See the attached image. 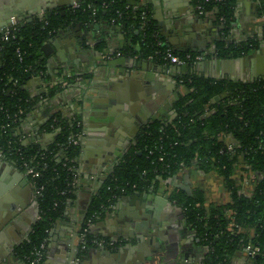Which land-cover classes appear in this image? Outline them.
I'll return each instance as SVG.
<instances>
[{
  "label": "trees",
  "instance_id": "16d2710c",
  "mask_svg": "<svg viewBox=\"0 0 264 264\" xmlns=\"http://www.w3.org/2000/svg\"><path fill=\"white\" fill-rule=\"evenodd\" d=\"M257 1V14L264 19V0ZM192 3L201 7L203 16L215 22L221 20L223 36L230 35L237 0H192ZM91 22L103 24L105 32L111 26L120 27L123 39L122 45L114 47L115 52L106 41L96 43L94 47L102 56L100 62L120 56L138 61L152 58L153 64L171 72L187 93L178 95L173 105V120H153L140 127L134 143L102 181L99 191L92 195L81 233L89 228V223L102 220L119 198L135 192H156L162 182L184 168L195 166L205 173L215 172L231 199L224 205L206 207L205 195L199 189L191 192L185 187V191L172 193L171 199L184 208L187 224L208 249L203 264H230V258L248 245L260 250L249 264H264V76L252 81L211 78L196 70L195 63L191 62L186 73L176 71L181 66L165 59L167 50L171 49L173 56L182 60L188 54L175 52L164 42L151 8L143 0H83L79 8L49 11L43 18L21 23L12 29L10 41L0 40L3 47L0 52V150L22 172L25 173L24 163L28 162L40 173L38 178L29 177L34 191L40 192L35 195L40 219L28 240L17 247L16 255L29 262L33 250L46 245L54 223L66 216L82 178L79 162L84 148L82 143L70 141L84 131L83 115L68 118L57 112L29 142L25 139L30 134L23 132L22 125L44 98L59 94L68 82L78 77L91 79V75L62 76L64 82L49 86L46 93L36 96H32L29 84L46 74L44 44L60 30L80 25L90 27ZM261 45H264V33L258 40L229 44L222 41L217 45V58H241L258 51ZM109 49L110 55L105 56ZM189 54L192 59L198 56ZM7 124L10 127L4 129ZM41 132L52 135L51 141L38 139ZM229 138L236 141L233 154L227 149ZM238 171L255 174L250 195L241 193V186L234 178ZM232 223L236 228L230 229ZM94 240L105 239L89 230L84 238L86 252L96 247Z\"/></svg>",
  "mask_w": 264,
  "mask_h": 264
},
{
  "label": "crops",
  "instance_id": "0c3cea01",
  "mask_svg": "<svg viewBox=\"0 0 264 264\" xmlns=\"http://www.w3.org/2000/svg\"><path fill=\"white\" fill-rule=\"evenodd\" d=\"M19 1L24 6L25 12L34 13L33 21L39 19L38 14L36 15L38 8H46V12L41 14L44 17L49 11L73 8L77 3L76 0ZM158 1L162 2V8L166 11L164 12L165 16H158L160 23L163 25L159 28L166 43L170 46L181 50H183V47H190L199 51H207L217 42L219 29L215 25L196 29L197 24H202L211 18L200 16L195 11L196 8L192 0H143L144 5L151 8L153 17L155 16V2ZM66 3H70L71 6H64ZM257 5V0H237L236 19L226 43L243 42L250 39L258 40L263 37L264 19L257 14ZM172 15L171 20H174V24L180 27L178 30H175L172 25L170 28V22H167L168 16L171 17ZM193 16L196 17L195 20ZM187 17L190 22L193 21V24L187 20ZM181 20L184 22L181 23ZM197 20H200V23H197ZM23 23H26V20ZM166 23L168 24L166 25ZM105 30L103 26H100L99 29L94 28V26L89 29L93 46L85 44L84 49L79 48L75 43L66 45L63 39L54 41L62 51L53 47L54 52L49 62L51 68L47 67L48 58L44 57L46 64L45 76L36 77L29 84L32 96L46 93L49 86L55 85V81L61 80L68 64L73 68L80 69L85 74L91 75V79H81L82 82L77 80L68 82V87L59 94L52 98H44L29 114L27 119L30 121L22 125L23 132L30 134L28 135L29 139H25L26 142H29L33 139V135L57 112L63 113L68 118L80 114L83 115L84 121V148L79 162L82 178L75 192V198L68 204L66 216L57 220L49 232L45 258L40 264H72L71 261L74 258L80 259L81 264H203L206 250L196 242L195 236L192 234L193 230L187 225L183 228L176 227L179 223H174L176 226L172 225V221L169 220L173 213L171 205H161L160 202L152 198L147 201L145 207L139 204L138 208L132 211L134 214L138 213L136 222L127 217V221L121 229L113 226V222H116V220L107 215L96 224L89 226V230L93 235L116 243L119 241L118 237L124 234L125 228L129 230V233L133 231L132 226L138 221L141 225L149 222L151 224L149 229H144L141 235L138 234L139 236L133 240L132 244L128 242L118 243L115 246L116 248L110 246L106 248L93 247L81 255L80 233L91 197L97 192L102 179L113 172L129 146L134 143L136 134L142 126L141 123H138L137 113L128 111L130 103L133 104V106L131 105L133 109H141L139 95L144 90L150 92L152 86L153 89L155 88L153 93L158 104H152V106L148 104L147 109L145 108L148 112L144 111L143 108L141 112L146 118V123L153 120H163L172 115L173 111L169 100H172L174 94L177 93L175 91L177 85L174 81V75L171 72L164 71L161 67H159V70L162 69V71L152 73V75H155L150 80L151 83L146 84V78H144L142 70L132 64H130L131 66L116 64V60L120 58L100 62L98 59L101 54L97 52L94 46L98 43L97 36L99 34L105 36ZM170 41L174 44H171ZM122 42L120 32L116 31L114 37L112 36L110 46L111 48L119 47ZM56 55L58 57H55ZM60 55H62L61 58H59ZM213 59L207 58L203 63L196 65V69L209 77H228L232 80L248 81L264 76V47L261 50L258 49V56L249 60H233L217 67L213 64ZM105 63L114 64L109 66ZM87 80H91L93 84L90 85L86 102L83 105L84 113H82L80 110L82 109L80 97L82 87L87 84ZM108 94L124 102L123 104L126 105L127 110L116 112L119 117V126L115 127L113 125L106 133V131L100 132L102 131L100 121L106 115L107 108L112 105L108 102ZM149 98L144 94V100ZM149 106L151 107L149 108ZM38 137L43 142L52 139V135L43 132ZM103 149L104 152H102ZM100 154L105 157L102 160L105 168H102L100 164ZM253 177H255L254 173L246 171H238L234 176L235 180L239 182L242 192L247 195L252 193ZM27 178L29 177L18 169L12 160L0 157V231L5 227L9 216L12 215L14 221V226H10L2 237L4 246H8V249H4L7 252V264H29L27 260H23L16 255L17 247L26 241L25 237L27 235L32 234L35 227L34 223L38 219L35 191H33L31 182L28 183ZM183 181H185V187L191 192L202 188L206 207L224 205L231 200L230 193L225 188L222 179L213 171L205 174L193 166L185 172ZM167 184L161 185L159 188L156 194L159 199H164L171 191L172 186H167ZM135 202L138 203V201ZM131 209H135V206H131ZM153 216L158 218L160 222L156 224L155 220H150L149 217L152 218ZM114 218L116 217L114 216ZM100 249L104 250V253L100 254ZM85 257L88 259L85 260ZM119 257L121 261H118ZM139 258L142 260L141 262H139Z\"/></svg>",
  "mask_w": 264,
  "mask_h": 264
},
{
  "label": "water",
  "instance_id": "95a60500",
  "mask_svg": "<svg viewBox=\"0 0 264 264\" xmlns=\"http://www.w3.org/2000/svg\"><path fill=\"white\" fill-rule=\"evenodd\" d=\"M83 0H76V2L78 4H80ZM164 1V0H163ZM162 2L158 1L155 2V16L153 17L154 21L157 22V27H162L163 25L160 23V19L158 16H165L164 12H166L163 8H162ZM64 6L69 7L71 6L70 3H66L64 4ZM53 9V8H52ZM44 12H46V8L45 7H41L38 8L36 15L38 16V18H43L41 16V14H43ZM0 13H2V15H0V31L3 27H5L6 25H8L10 23L11 18H15L17 21L20 22H25L26 23H31L33 21V16L34 13L32 12H25L24 6L22 5V3L19 0H3L0 1ZM63 15H65V12L63 13ZM44 16V15H43ZM168 21L170 22V28L171 25L172 27H175V30H178L180 27H177V24H174V20H171L173 15L170 17L168 16ZM176 17V16H174ZM195 16H193V19L195 20ZM170 20V21H169ZM187 20L189 21L188 17ZM184 21L181 20V23H183ZM190 22V21H189ZM186 23V22H185ZM191 24H193V21L190 22ZM197 23H200V20H197ZM168 23H166L167 25ZM205 24H207L206 26H204ZM199 25V27H198ZM208 25H213V19H209L208 21H204V23L202 24H197L196 25V29H200V28H208ZM93 27L90 26L89 28H85L84 30H81L80 27L73 28V27H69L67 29L64 30H60L59 33L56 36H53L51 39H49L44 46L42 47V51L44 53V56L46 58H48L47 60V67L50 69V59H51V55L54 52V48L55 47L57 50H61L60 47H57V45L54 43V41H60L63 39V42L66 43V45H68L69 43H75L77 44V46L79 48L84 49L85 44H88L90 46H93L92 41H91V37H90V32L89 29H92ZM97 29L100 28V25L96 26ZM185 28V27H183ZM120 27H116V26H111V29L109 31L106 32L105 36L103 37L101 34H99L97 36L98 39V43H100L101 41H106L108 45H110L111 40H112V36L114 37V34L116 31H120L119 30ZM72 32V33H71ZM208 32H210V30H208ZM211 33V32H210ZM171 44H174L172 41H170ZM264 47V45L260 46V50ZM185 52H189V49H186ZM194 52H197V50H194ZM203 53L207 54V51H202ZM62 55H60L59 58H61ZM99 56V55H98ZM258 56V51L249 54L247 56H243L241 58H237V59H218V58H214L213 59V64L217 67H219L220 65H224L227 64L228 62H231L233 60L236 61H240V60H249L253 57ZM55 57H58L57 55ZM101 59V55L99 57L98 60ZM132 62V63H131ZM225 62V63H224ZM109 66H112L114 63H105ZM116 64H119L120 66H124V65H130L132 64L134 67L140 68L142 70V73H144V78H146L145 83H151L150 80L153 79V74L152 73H157V72H161L162 69L159 70V67L157 69L156 65H154L153 63H148L147 61H136L134 58H120L116 60ZM131 66V65H130ZM72 66H69L65 68L64 72H63V77L66 76H71L72 74L78 75V76H82L85 73H83L80 69L78 70V68H69ZM196 68V67H195ZM60 69V68H59ZM188 69L187 65L182 66L180 69H177L176 71L178 72H182V73H186ZM61 70V69H60ZM198 70V69H196ZM199 71V70H198ZM59 73V71H57ZM258 78V77H256ZM81 77H78L76 80L79 82L81 81ZM57 82V81H55ZM60 82H64L63 79H61L60 81H58L57 83ZM82 82V81H81ZM93 84L91 83V80H87V84H85V86L82 87V92H81V97H80V102H81V112L84 113V107L83 105L86 102V98H87V93L89 91V88L91 87L90 85ZM68 87V85H66V88ZM99 87V86H98ZM65 88V89H66ZM155 89V88H154ZM153 87L151 86L150 92L148 90H144L142 91L141 95H139V104L141 105V109H133L132 106L133 104L130 103V107L128 108V111L133 112V113H137V118H138V123L141 125L146 123V118L145 116L142 114V108L144 111H147L146 107L148 104H150L152 106V104H158V101L155 100L154 97V90ZM91 90V89H90ZM108 93V92H107ZM144 94L147 95L148 97H150L147 100H144ZM108 102H110L112 105L110 108H107V112L105 113L106 115L103 116V119H101L100 121V129H102V131L100 132H105L108 133V129L112 128L113 125L119 126V117L116 115L117 111H124L127 110V107L125 104H123L124 102L120 101V99H115L113 97V95L108 94ZM132 105V106H131ZM149 106V108L151 107ZM146 108V109H145ZM149 110V109H148ZM148 112V111H147ZM30 121L29 119H26L24 122ZM104 128V130H103ZM105 133V135H106ZM34 134V133H33ZM102 152H104V149L102 150ZM103 155L100 154V164L102 165V168H105L104 162L102 160H104L105 157H102ZM81 160V158H80ZM106 180V177L102 179V181ZM28 183L30 182L29 178H27ZM102 183L100 184V187L97 189V191H99V189L101 188ZM34 191V189H33ZM155 199L156 201L160 202L161 205L167 204V200L166 199H159L158 197L156 198L155 196H153V194L151 193H141V192H135L131 195H126L123 196L121 198H119L117 200V202L115 204H113L107 211L106 215L108 217H113V219L116 220V222H113V226H115L118 229H121L124 226L125 221H127V217L129 219H133L136 222V218L138 213L134 214L132 213L133 210H136L139 206V204L143 207H145L147 201L149 199ZM135 201H138V203H136ZM35 205L37 206V210H39V205L37 200H35ZM131 206H135V209H131ZM38 216V215H37ZM114 216L116 218H114ZM150 220H155L156 224L160 221H158V218H156L155 216H153L152 218L149 217ZM35 225L37 224V221L34 223ZM151 224H140V222L138 221L135 225L132 226V230L128 233V229H124V234L120 237H118L119 241L116 242V244L118 243H124V242H128L130 244L133 243V240L137 239L136 237L139 236L138 234L141 235V233L144 232V229H149ZM10 226H14V221H13V216H9L7 219V222L5 224V227L2 228L3 230L0 231V264H7V252L5 251L6 249H8V246L5 245L4 246V240L2 239L3 237V233L8 230V228ZM154 229V228H153ZM27 235L25 237V240L28 239ZM121 238V240H120ZM24 240V241H25ZM23 241V242H24ZM199 241V240H197ZM7 244V243H6ZM5 249V250H4ZM101 251V252H100ZM100 254L104 253V250L100 249ZM123 251V250H122ZM122 251H119L120 253ZM111 253V252H109ZM127 253V251H126ZM99 254V253H98ZM89 257V256H88ZM116 257V256H115ZM76 258L73 259V261ZM88 258L85 257V260H87ZM140 259V258H139ZM118 261H121V258L119 257ZM142 260L140 259L139 262H141ZM145 263V262H142ZM141 264V263H139Z\"/></svg>",
  "mask_w": 264,
  "mask_h": 264
},
{
  "label": "flooded vegetation",
  "instance_id": "af4514ba",
  "mask_svg": "<svg viewBox=\"0 0 264 264\" xmlns=\"http://www.w3.org/2000/svg\"><path fill=\"white\" fill-rule=\"evenodd\" d=\"M196 9H195V11L200 15V16H203V15H201L200 13H199V11L197 10V7H195ZM71 9H73V8H71ZM23 23V22H22ZM98 24H97V22H91V25L90 26H94V28H96V26H97ZM213 25H215L218 29H219V34H218V40H217V42L211 47V49H208L207 50V54L206 53H203L202 51H199L198 49H195V48H190V47H183V50H181V49H175L174 47H172V46H170L168 43H166V40L164 41L167 45H169L170 47H172V49L175 51V52H177V51H181V52H184V53H186V54H188V55H190L189 53L190 52H192V53H197L198 54V56H196L195 58H193V60H192V58H191V60H189L188 58H186L185 60H183L185 63H196L195 65H198L199 63H203L204 61H206V59L208 58V59H211V58H217V53H218V48H217V45H218V43L219 42H222V41H224L225 43L227 42V39L229 38V36L228 37H225V36H223V34H222V31L220 30L221 29V27L223 26L222 25V21L220 20V22H215V21H213ZM101 27L103 26V24H101L100 25ZM74 28H78V26H76V27H74ZM85 28H89L88 26L86 27V26H82V25H80V29L81 30H84ZM159 33H160V35H162V37L164 38V36H163V33L161 32V29L159 28ZM231 43V42H230ZM226 44H229V43H226ZM111 48V47H110ZM112 49V52H115V48H111ZM186 49H189V52H185V50ZM194 50H197V52H194ZM117 51V50H116ZM108 52L110 53V49L108 50ZM181 52H179V53H181ZM191 56V55H190ZM175 57V56H174ZM199 57V59L198 60H196L197 58ZM115 58H123V57H113V58H111V59H115ZM181 59V58H180ZM195 59V60H194ZM182 60V59H181ZM148 63H153L152 62V59L151 58H149V59H147L146 60ZM171 62V61H170ZM174 77V81H175V83H176V88H175V91H177V93L176 94H174V97H173V99L172 100H169V102L171 103V108H172V111L174 110L173 109V105H174V103L177 101V99H178V95L179 94H184V93H187V89L185 88V87H183L182 85H179L178 83H177V81H176V79H175V76H173ZM261 77V76H260ZM211 78H215V77H211ZM222 78H228V77H222ZM222 78H217V79H222ZM259 78V77H258ZM228 79H230V78H228ZM255 79V78H254ZM230 80H232V79H230ZM253 79H251V80H248V81H252ZM235 81H238V80H235ZM245 81V80H244ZM175 117V113L173 112L172 113V115L169 117V118H166L168 121H171V120H173V118ZM162 120V119H161ZM227 142V146H228V151L231 153V154H233L232 152L235 150V145H236V141H235V139H232V138H229L228 140H226ZM196 168V167H195ZM189 168H184L178 175H175V176H173V177H170V178H168L167 180H165L164 182H162L161 183V185H165V184H167V186L168 185H170V186H172V188H171V191L168 193V195L164 198V199H166L167 200V205H171V207H172V209H173V213L171 214V218H169V220L170 221H172V225H174V226H176L174 223H179V225L178 226H176V227H185V225H187L191 230H193L191 227H190V225H188L187 224V221H186V219H185V211H184V208L177 202V201H175V200H172L171 199V196H172V193L174 192V191H180V190H183V191H185V181H183L184 179H185V172L188 170ZM197 170H199L198 168H196ZM205 173V172H204ZM205 174H207V173H205ZM235 176V175H234ZM177 182H179V183H177ZM161 185H160V187H161ZM159 187V188H160ZM198 190V189H197ZM199 190H201L202 192H203V190H202V188L200 189L199 188ZM159 191V190H158ZM158 191H156V192H150L151 194H153L156 198H157V196H156V194H157V192ZM195 191V190H194ZM193 192V191H192ZM204 193V192H203ZM241 193L242 194H245L246 195V193H243L242 191H241ZM36 197V196H35ZM161 204V203H160ZM217 206H219V205H217ZM38 219H37V222H38V220L40 219V210H38V217H37ZM233 228H236V226L234 225V226H232V227H230V229H233ZM192 234L195 236V240H196V242H198V244H199V246H203L204 248H205V250H206V253L204 252V259H205V256L207 255V251H208V249L201 243V239L199 238V237H197V234L193 231L192 232ZM197 240H199V241H197ZM115 246H117V244L116 243H114V245L113 246H110V247H115ZM107 246H105V247H103V248H106ZM109 247V246H108ZM116 248V247H115ZM46 250V249H45ZM87 250V249H86ZM86 250H83V251H81V252H86ZM46 253V252H45ZM81 257V256H80ZM79 257V258H80ZM44 258H45V256H44ZM204 259H203V262H204ZM44 260V259H43ZM239 260H241V261H239ZM250 258L248 257V255L246 254V252H245V249H243V251L242 252H240L238 255H235L234 257H232V258H230V264H249V262H250ZM28 262V261H27ZM72 262V264H73V262L74 261H71ZM80 264H81V262H80Z\"/></svg>",
  "mask_w": 264,
  "mask_h": 264
},
{
  "label": "built area",
  "instance_id": "2783aa9c",
  "mask_svg": "<svg viewBox=\"0 0 264 264\" xmlns=\"http://www.w3.org/2000/svg\"><path fill=\"white\" fill-rule=\"evenodd\" d=\"M217 1H222V0H217ZM73 8H79V4L76 3ZM89 8H92V6L89 5ZM197 10L199 11V13L201 15H204L205 14L202 11V9H201L200 6L197 7ZM95 13L96 12H94V14ZM142 18L143 19L146 18V13L145 12L142 14ZM113 22H115V21H113ZM19 24H21L20 21H17L15 18H11L10 23L1 29V31H0V40L2 42H8V41H10L11 34H12V29H14ZM2 49H3V47L0 45V52H1ZM18 52H19V56H21V52L20 51H18ZM104 54H105V56H109L110 55V53H108L107 51ZM187 58L189 60H191L192 57L190 55H187ZM165 59L166 60H170V61H172L173 64L179 65L181 67L184 66V65H187L188 66V63H185L183 60H181L178 57H174L171 49H168L167 50V52H166V58ZM198 59H199V57L196 60H198ZM57 84L58 83L56 82L55 85H57ZM9 127H10L9 124L3 126L4 129H7ZM84 136H85V130L82 131L80 134H78L77 137L71 138L70 141L73 144H79V143H82L83 144ZM0 157H5L4 154H3V152L1 150H0ZM24 167L26 169L25 174L28 177H32V178H38L39 177V175H40L39 171H37L34 167L30 166V164L28 162H25L24 163ZM39 194H40L39 191L35 192V195L36 196L39 195ZM90 225H91V223H89V226ZM238 230L240 232L242 231L241 228H238ZM88 231H89V228L86 229L83 233H80V239H81L80 250L81 251L87 249V245L84 243V238H85L86 233ZM94 245L96 247H98V248H103L105 246H113L114 245V242H112V241H105V240H94ZM45 249H46V245L45 244H42L41 247L38 248V249H34L33 252H32V254H31V258L29 260V264H40L43 261V259H44ZM259 251L260 250H259L258 247H254L252 245H248L245 248V252H246V254L248 255V257L250 259L254 258L259 253ZM73 264H80V259L76 258L74 260Z\"/></svg>",
  "mask_w": 264,
  "mask_h": 264
},
{
  "label": "rangeland",
  "instance_id": "374dc122",
  "mask_svg": "<svg viewBox=\"0 0 264 264\" xmlns=\"http://www.w3.org/2000/svg\"><path fill=\"white\" fill-rule=\"evenodd\" d=\"M255 179V177H253V179H252V181ZM250 188H251V186H250ZM232 226H234V223H232L231 225H230V227H232ZM243 232V231H242Z\"/></svg>",
  "mask_w": 264,
  "mask_h": 264
}]
</instances>
